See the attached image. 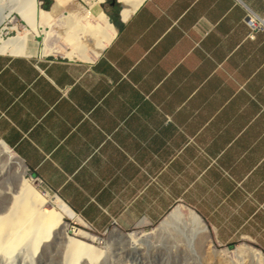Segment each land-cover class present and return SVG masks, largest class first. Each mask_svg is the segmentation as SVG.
Masks as SVG:
<instances>
[{"label":"crops","instance_id":"0c3cea01","mask_svg":"<svg viewBox=\"0 0 264 264\" xmlns=\"http://www.w3.org/2000/svg\"><path fill=\"white\" fill-rule=\"evenodd\" d=\"M56 1L44 14L75 7ZM75 2L89 57L35 37L25 54L0 51V142L98 232L179 205L218 245L264 257V24L250 37L246 21L264 20V0Z\"/></svg>","mask_w":264,"mask_h":264},{"label":"rangeland","instance_id":"374dc122","mask_svg":"<svg viewBox=\"0 0 264 264\" xmlns=\"http://www.w3.org/2000/svg\"><path fill=\"white\" fill-rule=\"evenodd\" d=\"M47 1H49L50 3H54L56 0ZM38 3L41 9L50 10L48 8V3L45 4L44 0H38ZM74 3L75 7L72 6L73 8L66 6L61 7L60 12L64 14L58 17L54 16L55 19L53 21H50L52 25L49 26V29H55L59 31V36H57L58 39H68V22L70 13L73 12L72 10H74L75 8V10L79 12V14H84L85 8L87 9L84 3H82L84 5H81L75 2V0ZM67 14L69 16L65 17ZM13 15L15 17L14 23L16 27L15 29H12L11 26L13 25V23L10 22L1 24L0 37L2 39H8L9 37L16 36L19 34V32H21L20 34H22L25 32V30L27 31L28 29L32 30L28 23H26V21L22 18V15H20L19 13H15ZM45 19H48L47 14H44V16L40 18V21H43ZM69 27L71 30H74L75 28L71 25V23L69 24ZM43 32L44 31L41 28H39L37 31H30V40H32L33 37H35V39L42 40L44 37ZM66 49L70 51L72 48L70 45H68L66 46ZM5 52L10 51L6 50ZM54 53L58 55L60 53L68 55L65 51ZM68 56L77 57V55ZM26 171L27 172H25V175L29 179H31V183L34 184L31 185L30 190L32 192L36 191L37 193H41V197L37 199L34 198L36 202L33 204V209L39 210L40 213L43 212L45 208H53L54 205H56L55 195L57 194L50 191L36 176L31 175L27 167ZM15 177L17 178L16 174H8V176L6 175V177H2L0 175V215L5 212L7 203L10 199V195L6 193V190L9 189L7 185L9 186L10 181H12L11 183H14L16 181ZM43 193H45V195ZM42 197L45 199L44 202H42L44 200ZM47 197L51 198V201ZM25 202L26 201L24 195L18 193L16 195V198L14 199L13 205L10 207V213H12L14 217L22 216L24 211L23 206L25 205ZM64 204L67 208V210H65L67 212V214L65 215V221L68 224L69 234L93 244L97 248L93 256L97 253L100 255V257L97 256L98 258H80V254L77 249L74 255L72 253V257L70 256V254L68 255L67 264H257L256 262L253 263L249 260H237L235 258V252H233V250H235L239 246L244 245L251 248V245L240 243L231 246H220L213 240L208 228H206L207 230L203 232V234L197 235L194 240L188 241L187 236L184 232L187 217L183 215L177 216L172 213V210H174V208L179 205L174 206L173 209H171V211H169V213L161 221L146 228L124 230L116 226H111L103 232H98L93 229L88 223H86L80 216H78L65 202ZM25 206L27 207L28 205ZM185 209V211L188 213V208L185 207ZM164 221H167L169 225L171 224L169 228L170 230L173 229V231H165V233L163 232L164 235L159 239V241H157V243H149L148 241H145V243L142 244L141 248L127 244V240L129 238L126 236H129L130 234L138 235L142 232L145 233L143 235L144 239L152 241L153 239L155 240L156 236L162 231L161 224L164 223ZM76 230L90 233L94 235L97 240L91 241L88 238L81 237L80 235L75 234ZM20 231L21 227L16 229V236L20 234ZM206 239H208L209 242H205ZM12 241L13 240L11 239V237H9L8 239L2 241V243L0 244V264H21L20 256L28 253V246L30 245L27 243L29 241L25 242V244L16 246L13 250L9 251L5 255L2 250L3 245H5L6 247H11ZM43 243V250L40 251L39 249V251L32 259L33 264H62L63 253L65 251L64 243L60 240H53V238H50L47 241H43ZM45 243H47V245H45ZM30 249L31 250L29 251V253H33L32 248ZM71 250L73 251V245H71ZM215 250L220 251V253L223 255L216 256L217 254H215ZM225 251H230L231 256H225ZM252 251L258 250L252 248ZM4 256L7 257L5 258ZM259 264H264L263 256H260Z\"/></svg>","mask_w":264,"mask_h":264},{"label":"bare ground","instance_id":"6f19581e","mask_svg":"<svg viewBox=\"0 0 264 264\" xmlns=\"http://www.w3.org/2000/svg\"><path fill=\"white\" fill-rule=\"evenodd\" d=\"M53 11L54 10L47 13V21H40V18H42L44 11L39 7L38 0H0V25L3 23L10 22L13 23L11 28L15 29V17L13 14L19 13L20 15H22V18L26 21V23H28V25L32 29L29 30L28 28H26L28 30H25L24 33L20 34L21 32H19L18 35L9 37L8 39H2L0 37V51L5 52L6 50H8L13 54H25L27 50V44L31 39L30 31L33 32L37 28H41L44 31L43 41L46 44L48 51H59V46L56 44H52V41L49 39V37H54L55 29L45 28V25L51 26L52 24L50 21H53L55 19ZM74 18V15H70L68 22V38L72 49L70 51L65 50V52L68 55H77L82 58H87L89 57L91 50L96 52L98 48L94 47L92 49L91 43L89 41L90 36L93 34L94 31L92 29L91 24L89 23L88 18L86 16H82V19L78 21L77 26L74 28V31L76 33H82L79 34L82 35V38L78 37L76 33L72 32L69 27V24L73 21ZM103 18L104 13H99L97 20H101ZM112 30L113 29H111L109 32L112 33ZM58 32L59 31L57 30V34ZM108 35H104V40L109 38ZM102 45L103 42L96 43V46ZM26 167L27 166L24 164L23 160H21L15 154V152H13L5 143L0 142V175L2 177H6V175L8 176V174H16L17 176V178L15 177L16 181H13L14 183H11L12 181H10L9 186L7 185L9 189L6 190L7 192H5L10 195V199L7 203L5 212L0 215V244L2 243V241L8 239L9 237H11V239L13 240L11 247H6L5 245H3L2 250L5 255L9 251L13 250L16 246L25 244V242L29 241L27 243L30 245L28 246L29 251L31 250L30 248H32L33 253H29L28 251L27 254L20 256V262L21 264H33L32 259L35 254L39 251V249L40 251L43 250V241H47L48 239L53 238V240H60L65 245L62 264H67L68 255L70 254V256L72 257V253L74 255L77 249L79 251L80 258H92L97 256L100 257L98 253L93 256V254H95L94 252L97 249L93 244L82 239L76 238L73 235L71 236L69 234L68 224L65 221V215L67 214L65 210H67V208L63 202V199L60 196L55 195L56 205H54L53 208H45L43 206L45 209L43 210V212L40 213L39 210L33 209V204L36 202L35 199L41 197V193H37L36 191L32 192L30 190L31 185L34 184H32L31 179H29L25 175V172H27ZM18 193L24 195L26 201L25 205L28 206H23L24 211L22 216L14 217V215L10 213V207L13 205L14 199L16 198V195ZM43 194L45 195V193ZM47 198L51 201V198ZM44 201L45 199L42 202ZM185 210V208L178 207L174 210L173 214L177 216L183 215L187 218L192 219V222H190L189 224L186 222L184 232L187 236L188 241L194 240L197 235L203 234L205 226H200L199 221H197V219L195 218L196 216L192 215V213H187ZM170 225L167 221H164V223L161 224L162 231L156 236L155 240L153 239V241L144 239L143 235L145 233L143 232L138 235L130 234L129 236H126L129 238L127 240V244L141 248L142 244L145 243V241H148L149 243H157V241H159V239L164 235L163 232L165 233V231H173V229L170 230ZM20 227V234L16 236V229ZM75 234H78L81 237L88 238L91 241L97 240L94 235L87 232H83L81 230H76ZM205 242H209V240L206 239ZM45 245H47V243H45ZM71 245H73V251L71 250ZM214 252L215 254H217L216 256L223 255L218 250H215ZM233 252H235V258L237 260H249L253 263L256 262L257 264H259L260 256H262L261 254H259L258 251H252V247L250 248L244 245L237 247L235 250H233ZM225 256H231L230 251H225Z\"/></svg>","mask_w":264,"mask_h":264},{"label":"built area","instance_id":"2783aa9c","mask_svg":"<svg viewBox=\"0 0 264 264\" xmlns=\"http://www.w3.org/2000/svg\"><path fill=\"white\" fill-rule=\"evenodd\" d=\"M247 23L249 24L250 28H251V32H249V36H253V32L257 29H259L260 27L263 26L264 24V20L260 19L252 14H249L246 18ZM39 179V177H37ZM41 182L42 180L39 179Z\"/></svg>","mask_w":264,"mask_h":264}]
</instances>
